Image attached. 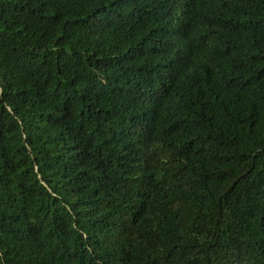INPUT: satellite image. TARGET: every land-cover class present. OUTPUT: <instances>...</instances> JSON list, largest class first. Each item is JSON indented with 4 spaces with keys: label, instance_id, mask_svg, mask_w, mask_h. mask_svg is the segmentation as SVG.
<instances>
[{
    "label": "trees",
    "instance_id": "trees-1",
    "mask_svg": "<svg viewBox=\"0 0 264 264\" xmlns=\"http://www.w3.org/2000/svg\"><path fill=\"white\" fill-rule=\"evenodd\" d=\"M0 264H264V0H0Z\"/></svg>",
    "mask_w": 264,
    "mask_h": 264
}]
</instances>
